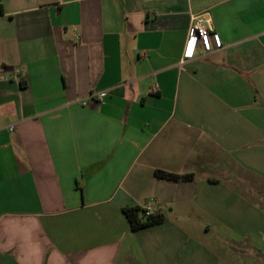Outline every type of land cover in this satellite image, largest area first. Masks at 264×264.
Instances as JSON below:
<instances>
[{"label": "crops", "instance_id": "1", "mask_svg": "<svg viewBox=\"0 0 264 264\" xmlns=\"http://www.w3.org/2000/svg\"><path fill=\"white\" fill-rule=\"evenodd\" d=\"M261 169L264 0H0V264L264 262Z\"/></svg>", "mask_w": 264, "mask_h": 264}, {"label": "built area", "instance_id": "2", "mask_svg": "<svg viewBox=\"0 0 264 264\" xmlns=\"http://www.w3.org/2000/svg\"><path fill=\"white\" fill-rule=\"evenodd\" d=\"M193 40H198L203 43V45L210 50H217L222 47L221 42L218 39V35L211 28V19L208 13H202L193 17V23L189 33V39L184 52V57L188 58L191 55ZM104 92H93L89 95V99L102 102L104 99ZM83 106L87 105L85 100H81ZM13 126L10 130H13ZM145 216H150L154 214L153 205L151 202H147L141 207Z\"/></svg>", "mask_w": 264, "mask_h": 264}, {"label": "rangeland", "instance_id": "3", "mask_svg": "<svg viewBox=\"0 0 264 264\" xmlns=\"http://www.w3.org/2000/svg\"><path fill=\"white\" fill-rule=\"evenodd\" d=\"M260 171L264 173V169H261ZM256 186H257L256 189L258 193H256L255 198L251 200L250 202L251 207L257 206L258 208L264 209V180L257 179ZM244 202L245 204H247V201H244ZM206 220H208V217H205V221ZM205 239H208L211 243L216 242V244L214 245L216 246V248L212 249V251L218 257L225 256L226 259H229L232 256H236L235 264H238V262H240L241 264H264L263 260L260 259L258 255L252 254V250L249 247L240 248L241 251L237 253L232 248H229L228 245L220 243L218 236L213 232L207 235ZM201 260H202V257L200 254L199 256L195 255L196 262H201Z\"/></svg>", "mask_w": 264, "mask_h": 264}, {"label": "trees", "instance_id": "4", "mask_svg": "<svg viewBox=\"0 0 264 264\" xmlns=\"http://www.w3.org/2000/svg\"><path fill=\"white\" fill-rule=\"evenodd\" d=\"M155 174L160 179L173 182L189 181L193 179V174H178L165 170H156ZM123 211L133 231H139L160 224L165 220V216L163 214L145 216L141 207H126Z\"/></svg>", "mask_w": 264, "mask_h": 264}]
</instances>
